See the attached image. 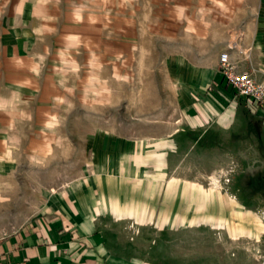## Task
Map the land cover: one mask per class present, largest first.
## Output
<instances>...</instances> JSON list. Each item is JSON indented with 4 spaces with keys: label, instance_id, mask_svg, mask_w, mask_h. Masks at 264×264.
<instances>
[{
    "label": "rangeland",
    "instance_id": "rangeland-1",
    "mask_svg": "<svg viewBox=\"0 0 264 264\" xmlns=\"http://www.w3.org/2000/svg\"><path fill=\"white\" fill-rule=\"evenodd\" d=\"M223 51L264 81V0H2L0 102L11 101L0 105V242L55 211L73 185L130 161L136 144L144 154L151 144L160 150L205 95L222 108L237 104L236 114L192 148L190 173L207 186L229 168V148L252 151L248 168L264 189V115L240 96L216 94ZM217 129L260 138L214 147ZM155 232L131 224L122 236L152 257L235 249L217 240L224 230L180 228L160 249Z\"/></svg>",
    "mask_w": 264,
    "mask_h": 264
},
{
    "label": "crops",
    "instance_id": "crops-1",
    "mask_svg": "<svg viewBox=\"0 0 264 264\" xmlns=\"http://www.w3.org/2000/svg\"><path fill=\"white\" fill-rule=\"evenodd\" d=\"M218 80L216 94L226 101L233 98L234 90L222 74ZM240 97L246 101L245 96ZM10 101L5 99L0 105ZM191 105L196 110L189 123L162 139L160 150L151 144L144 154L136 144L130 161L121 159L114 168H107L104 176L73 185L68 195L57 201L55 211L1 241L0 264H264V195L258 194L264 189L257 185L255 171L248 168L254 153L233 154L234 149L229 148L222 158L229 168H222L220 179L207 186L200 181L202 175L190 173L188 164L192 148L211 132L214 123L232 126L237 104L222 108L205 95ZM196 129L201 131L193 134L191 130ZM210 134L214 147H253L260 138L248 140L219 129ZM238 158L246 161V168L235 164ZM131 224L143 231H156L158 249L177 242L180 228L190 233L195 229L224 230L217 240L229 239L235 242V249L225 248L222 257L207 251L182 258L160 250L152 257L147 249L134 252L131 241L122 236Z\"/></svg>",
    "mask_w": 264,
    "mask_h": 264
},
{
    "label": "built area",
    "instance_id": "built-area-1",
    "mask_svg": "<svg viewBox=\"0 0 264 264\" xmlns=\"http://www.w3.org/2000/svg\"><path fill=\"white\" fill-rule=\"evenodd\" d=\"M219 64L224 78L234 90L235 97L245 96L251 109L264 111V81H259L248 71H238L227 51L221 52Z\"/></svg>",
    "mask_w": 264,
    "mask_h": 264
},
{
    "label": "bare ground",
    "instance_id": "bare-ground-1",
    "mask_svg": "<svg viewBox=\"0 0 264 264\" xmlns=\"http://www.w3.org/2000/svg\"><path fill=\"white\" fill-rule=\"evenodd\" d=\"M232 42H233L234 44L238 45V43H237L238 41L235 40L234 37H232ZM233 46H234V45H233ZM226 111H227V110H226ZM227 112H229V111H227ZM230 119H231V116H230ZM139 143H140V142H139ZM140 144H141V143H140ZM138 147H139V146H138ZM128 154H129V153H128ZM132 154H133V153H132ZM145 170H146V169H145ZM213 189H215V188H213ZM215 190H216V189H215ZM64 194L67 195V194H68L67 191H64ZM197 202H198V201H197ZM201 206H202V205H201ZM72 207H73V206H72ZM74 210H75V209H74ZM241 210H242V209H241ZM203 212H204V211H203ZM209 212H210V211H209ZM212 212H213V211H212ZM197 213H198V212H197ZM250 213H251V212H250ZM211 214H212V213H211ZM228 214H229V213H228ZM139 215H140V214H139ZM140 218H142V217H140ZM207 218H208V217H207ZM229 218H231V216H230ZM242 218H243V217H242ZM250 218H251V217H250ZM231 219H232V218H231ZM224 220H225V219H224ZM244 220H245V219H244ZM253 221H254V219H253ZM254 222H255V221H254ZM238 223H239V222H238ZM244 223H245V222H244ZM245 224H246V223H245ZM247 224H248V223H247ZM247 224H246V226H247ZM246 226H245V227H246ZM257 226H258V225H257ZM249 228H250V227H249ZM250 229H251V228H250ZM250 229H249V230H250ZM258 229H259V228H258ZM252 231H253V230H252ZM252 231H251V232H252Z\"/></svg>",
    "mask_w": 264,
    "mask_h": 264
},
{
    "label": "trees",
    "instance_id": "trees-1",
    "mask_svg": "<svg viewBox=\"0 0 264 264\" xmlns=\"http://www.w3.org/2000/svg\"><path fill=\"white\" fill-rule=\"evenodd\" d=\"M224 78V77H223ZM225 87H227V84H225Z\"/></svg>",
    "mask_w": 264,
    "mask_h": 264
}]
</instances>
